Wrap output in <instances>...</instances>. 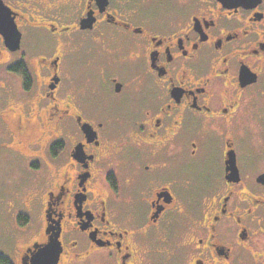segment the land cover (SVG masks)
Instances as JSON below:
<instances>
[{"label":"flooded vegetation","instance_id":"af4514ba","mask_svg":"<svg viewBox=\"0 0 264 264\" xmlns=\"http://www.w3.org/2000/svg\"><path fill=\"white\" fill-rule=\"evenodd\" d=\"M0 1L3 170L47 165L21 264H264V0Z\"/></svg>","mask_w":264,"mask_h":264},{"label":"rangeland","instance_id":"374dc122","mask_svg":"<svg viewBox=\"0 0 264 264\" xmlns=\"http://www.w3.org/2000/svg\"><path fill=\"white\" fill-rule=\"evenodd\" d=\"M30 70V68H29ZM259 104L264 105V79L261 83V92L257 95ZM261 105L254 109L256 117L251 116V121L247 120V127L244 129L245 135H252L255 140L264 139V109L259 110ZM259 138V139H258ZM1 145V144H0ZM1 153V152H0ZM3 158L0 156V253L7 256L14 264H21L22 252L25 247L33 241L44 238L45 222L43 208L37 207L29 210L20 200L23 189L29 185L30 181L39 179L47 173V165L44 161L40 170H36L26 162L18 164V172L13 173L8 168L3 170ZM14 200V205L9 204V200ZM20 214L29 217V223L21 226L18 222ZM168 242L164 247L172 249L175 247ZM162 247V246H161Z\"/></svg>","mask_w":264,"mask_h":264},{"label":"water","instance_id":"95a60500","mask_svg":"<svg viewBox=\"0 0 264 264\" xmlns=\"http://www.w3.org/2000/svg\"><path fill=\"white\" fill-rule=\"evenodd\" d=\"M219 1L229 6H249L257 2H260L261 0H219ZM2 4H0V27H2L3 25L4 29L8 28L7 42L8 44H11L10 42H12V44H15V40H12L9 35L10 33H14L16 28L12 24L6 25L5 22H3ZM18 44H19V39L17 38V46H11V48L13 50L17 49ZM84 129L86 132H88L89 131L88 129H91V126L89 124H84ZM233 162H235L234 158H233ZM47 233H49L48 229H47ZM53 237L54 236L50 235L48 242L44 244H36L35 245L36 251L32 252L27 258L24 257L23 264H57L60 248H61L57 236L55 237L54 250L51 252L47 251L49 244H51L53 241Z\"/></svg>","mask_w":264,"mask_h":264},{"label":"trees","instance_id":"16d2710c","mask_svg":"<svg viewBox=\"0 0 264 264\" xmlns=\"http://www.w3.org/2000/svg\"><path fill=\"white\" fill-rule=\"evenodd\" d=\"M22 72L24 74H27V71L25 68L22 69ZM18 222H19V224H21V226H25L29 223V217L26 215L20 214L18 217ZM0 264H14V263L7 256L0 253Z\"/></svg>","mask_w":264,"mask_h":264},{"label":"snow or ice","instance_id":"6c2138e0","mask_svg":"<svg viewBox=\"0 0 264 264\" xmlns=\"http://www.w3.org/2000/svg\"><path fill=\"white\" fill-rule=\"evenodd\" d=\"M102 126H103V125H101V127H102ZM84 143H87V141H84ZM54 246H55V237H53V241H52L51 244H49L47 251H49V252L53 251V250H54ZM201 264H203L202 261H201Z\"/></svg>","mask_w":264,"mask_h":264}]
</instances>
